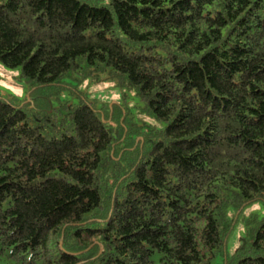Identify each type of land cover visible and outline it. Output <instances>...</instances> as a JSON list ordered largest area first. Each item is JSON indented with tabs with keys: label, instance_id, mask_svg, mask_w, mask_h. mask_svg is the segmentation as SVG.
I'll return each mask as SVG.
<instances>
[{
	"label": "trees",
	"instance_id": "1",
	"mask_svg": "<svg viewBox=\"0 0 264 264\" xmlns=\"http://www.w3.org/2000/svg\"><path fill=\"white\" fill-rule=\"evenodd\" d=\"M0 63V264H264V0H0Z\"/></svg>",
	"mask_w": 264,
	"mask_h": 264
},
{
	"label": "rangeland",
	"instance_id": "2",
	"mask_svg": "<svg viewBox=\"0 0 264 264\" xmlns=\"http://www.w3.org/2000/svg\"><path fill=\"white\" fill-rule=\"evenodd\" d=\"M108 1L109 0H104V3H107ZM81 91H84L89 98L97 99L100 102H112L113 104L121 101L122 93L120 89L114 87L113 84L109 82L94 84L92 81L87 80L81 85ZM0 93L19 104L29 99L30 87L21 77L20 68H9L0 63ZM61 99L63 101L70 100V102L77 104L79 97L78 95H74L70 89H67L62 92L61 95L52 97L55 105H57V102ZM132 101L134 102L138 100L133 99ZM133 110L136 114L137 109L133 108ZM251 213H256L260 218H263L264 203L262 201H258L246 206L242 213L243 218ZM243 218L236 223V229L229 239V253L235 252L237 246L239 245L240 236L244 233L245 226Z\"/></svg>",
	"mask_w": 264,
	"mask_h": 264
}]
</instances>
